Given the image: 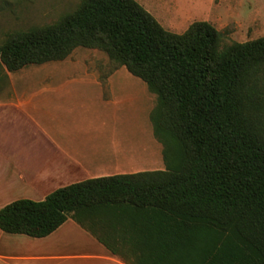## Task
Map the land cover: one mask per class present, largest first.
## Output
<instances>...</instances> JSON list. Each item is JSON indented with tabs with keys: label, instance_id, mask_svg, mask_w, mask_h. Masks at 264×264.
<instances>
[{
	"label": "trees",
	"instance_id": "obj_1",
	"mask_svg": "<svg viewBox=\"0 0 264 264\" xmlns=\"http://www.w3.org/2000/svg\"><path fill=\"white\" fill-rule=\"evenodd\" d=\"M77 47L105 52L155 95L149 118L164 168L11 201L0 208V229L44 237L71 218L119 255L114 232L151 213L175 221L182 238L160 242L164 258L191 251L195 264H264V123L254 113L264 36L223 44L204 20L175 33L136 0H81L50 24L7 34L0 75L61 61Z\"/></svg>",
	"mask_w": 264,
	"mask_h": 264
},
{
	"label": "crops",
	"instance_id": "obj_2",
	"mask_svg": "<svg viewBox=\"0 0 264 264\" xmlns=\"http://www.w3.org/2000/svg\"><path fill=\"white\" fill-rule=\"evenodd\" d=\"M70 69L91 81L30 82L33 70L26 66L6 72L0 89V208L17 199L42 200L88 178L148 171L135 169L133 159L112 147L111 135L104 136V120H113L110 106L119 104L109 76L94 75L98 70L87 66ZM147 215L134 218L132 229L114 232L119 255L71 218L44 237L0 229V264H195L191 251L185 259L163 257L160 242L180 243L181 235L175 221Z\"/></svg>",
	"mask_w": 264,
	"mask_h": 264
},
{
	"label": "rangeland",
	"instance_id": "obj_3",
	"mask_svg": "<svg viewBox=\"0 0 264 264\" xmlns=\"http://www.w3.org/2000/svg\"><path fill=\"white\" fill-rule=\"evenodd\" d=\"M80 1L0 0V44L9 33L56 21L64 13L73 10ZM136 1L170 32L181 33L192 22L204 20L220 31L223 44L264 36V0ZM70 66L79 67L78 70L85 66L94 68L98 71L93 74L103 79L109 76L107 81L114 87L112 92L119 94V104L110 106L108 113L112 111L113 120H104V136L111 135L112 147L121 157L126 155L133 159L138 170L164 168L162 147L153 135L149 118L156 104L155 95L142 80L131 75L123 66L115 65L105 52L77 47L61 61L26 66L33 70L27 76V81H91L85 77L79 78V73L73 74ZM3 76L2 72L0 80ZM260 76L256 85L254 113L264 123V74ZM6 83L7 77L1 80L0 89H5Z\"/></svg>",
	"mask_w": 264,
	"mask_h": 264
}]
</instances>
